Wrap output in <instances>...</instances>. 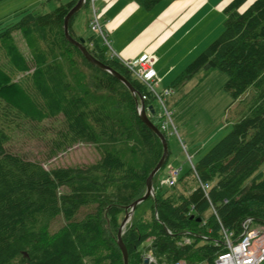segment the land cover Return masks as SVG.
Returning <instances> with one entry per match:
<instances>
[{
  "label": "trees",
  "instance_id": "1",
  "mask_svg": "<svg viewBox=\"0 0 264 264\" xmlns=\"http://www.w3.org/2000/svg\"><path fill=\"white\" fill-rule=\"evenodd\" d=\"M77 1L50 12L21 10L18 21L0 28V51L10 64L9 70L0 65V264H88L96 256L124 264L121 223L164 153L132 91L67 39L65 18ZM156 1L139 3L150 8ZM224 11L221 35L169 88L202 69H220L234 100L253 86L256 101L175 186L161 183L168 161L155 175L152 211L137 219L134 213L123 233L129 264H215L228 251L224 230L236 240L245 219L264 226V0H228ZM75 15L70 33L79 39ZM20 30L30 56L15 42ZM86 46L147 95L148 115L160 128L156 96L103 40L91 36ZM24 136L41 140L48 158L78 143L93 145L99 157L46 167L16 147ZM201 183L210 184L207 191Z\"/></svg>",
  "mask_w": 264,
  "mask_h": 264
},
{
  "label": "rangeland",
  "instance_id": "2",
  "mask_svg": "<svg viewBox=\"0 0 264 264\" xmlns=\"http://www.w3.org/2000/svg\"><path fill=\"white\" fill-rule=\"evenodd\" d=\"M70 1L72 0H0V28L18 21L22 16L21 10L50 12ZM223 1L225 0H197L187 12H183V24L177 29L173 27L176 34L167 44L168 48H171L167 54L169 66L175 65L177 69L173 77L170 75L162 86L156 87L157 91L161 92L171 87L188 64L221 35L227 17L224 11L225 4H221ZM94 8L95 4L90 0L89 7H83L74 17V30L77 35L85 39L91 36L101 39L100 35L89 26L94 16ZM184 32H188L189 35L183 38L181 44H177L178 38L182 37ZM14 35L20 51L30 56L26 35L21 30ZM0 65L9 70L10 64L3 51H0ZM21 76L23 73L14 77L19 80ZM227 79L228 75L220 69H202L192 79L182 84L177 83L175 88L172 87L173 93L165 98V106L172 110L173 122L177 130L173 128L165 130L170 151L166 171L170 166H182L183 173H186L191 169L192 162L194 164L192 168L195 169L199 159L233 129L234 124L247 111L249 112L250 105L251 108L254 105L257 94L255 87H249L238 100H234L225 89ZM156 98L160 102L159 97ZM160 104L164 107L162 103ZM25 137L16 147L26 152L29 157L41 161L46 167L89 163L99 157V152L93 145L78 143L56 157L48 158L41 140ZM189 156H192V162ZM261 169L264 171V165ZM152 207L153 200H145L137 207L135 218L148 214L152 211ZM253 227L264 228L257 223H253ZM125 229L126 227L124 232ZM98 257L86 258L88 264H104L105 261ZM260 264H264V261Z\"/></svg>",
  "mask_w": 264,
  "mask_h": 264
},
{
  "label": "crops",
  "instance_id": "3",
  "mask_svg": "<svg viewBox=\"0 0 264 264\" xmlns=\"http://www.w3.org/2000/svg\"><path fill=\"white\" fill-rule=\"evenodd\" d=\"M196 2L158 0L148 8L139 0H94L95 9L108 34L112 53L118 59L135 58L143 52L151 54L156 60L155 70L160 79L158 86H162L170 75L173 77L177 69L175 65L169 66L167 59L171 50L167 44L176 34L173 27L177 29L183 24V12H187ZM188 35V32H184L177 44H181Z\"/></svg>",
  "mask_w": 264,
  "mask_h": 264
},
{
  "label": "built area",
  "instance_id": "4",
  "mask_svg": "<svg viewBox=\"0 0 264 264\" xmlns=\"http://www.w3.org/2000/svg\"><path fill=\"white\" fill-rule=\"evenodd\" d=\"M94 3V0H92ZM90 28L100 35L101 40L108 46L109 54L115 57V53H112L110 47V41L108 34L100 21L98 11L94 8V16L89 23ZM93 46V43H91ZM118 59V58H117ZM121 61L133 74L134 77L142 81L149 92L159 97L160 103L163 104L164 117L160 124L162 131L174 129L177 130L175 123L173 122L172 110H169L165 106V98L173 93L172 88H165L163 91H157L156 87L159 85L160 79L157 71L155 70V58L147 53L143 52L135 58L131 59H118ZM143 99L147 98V95L142 96ZM192 162V156H189ZM192 167L194 164L192 162ZM182 166H170L164 176L161 179V183L167 186H175L178 183L182 175ZM204 190L210 187L209 183H201ZM243 231L238 239H234L235 233L230 230H224L225 240L228 246V251L222 253L215 261V264H260L264 261V228L253 227L252 218H247L242 223ZM150 260H153L152 256H149ZM175 264H187L184 260H179Z\"/></svg>",
  "mask_w": 264,
  "mask_h": 264
},
{
  "label": "water",
  "instance_id": "5",
  "mask_svg": "<svg viewBox=\"0 0 264 264\" xmlns=\"http://www.w3.org/2000/svg\"><path fill=\"white\" fill-rule=\"evenodd\" d=\"M86 1L87 0H78L77 3L73 6V8L67 14V16L65 18V23H64V29H65V34H66L67 39L71 43H73L77 47H79L80 50L85 55V57L91 63H93L94 65L98 66L99 68H101V69L111 73L112 75H114L116 78L121 80L132 91L134 98L136 100V103H137V110H138L140 117L149 126V128H151L156 134H158V136L161 138V140L163 142V146H164V153H163L161 160L158 162V164L152 170V172L150 173V175L147 179L146 193L142 197L135 200L129 206L130 209H129L128 213L126 214L125 218L123 219L121 226H120V229H119L118 243H119V246L122 249L123 254H124V261H125L124 264H129L128 249H127V247L123 241L124 228L126 227L127 223L131 220V218L133 217L138 204L142 203L143 201L148 199L150 196L155 197L154 177L164 167V165L167 163V161L169 159V155H170L169 143H168L167 137L164 134V132L151 121V119L148 115L147 109H146L145 101L142 99V96L136 90V88L133 86V84L130 82V80H128L122 73H120L119 71L114 69L112 66H110V65L100 61L99 59H97L87 48L86 39L84 37L76 39L71 35V33H70V21H71L72 17L84 7ZM151 107L152 106H150V108ZM146 262H149L148 257L146 258Z\"/></svg>",
  "mask_w": 264,
  "mask_h": 264
}]
</instances>
